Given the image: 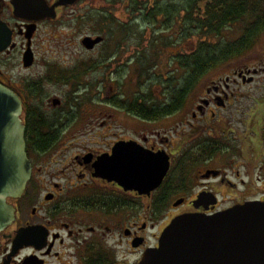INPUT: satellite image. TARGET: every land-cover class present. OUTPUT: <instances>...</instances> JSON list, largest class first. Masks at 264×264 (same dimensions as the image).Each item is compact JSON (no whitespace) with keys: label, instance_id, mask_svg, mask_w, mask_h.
<instances>
[{"label":"flooded vegetation","instance_id":"af4514ba","mask_svg":"<svg viewBox=\"0 0 264 264\" xmlns=\"http://www.w3.org/2000/svg\"><path fill=\"white\" fill-rule=\"evenodd\" d=\"M56 1L47 0L49 6ZM97 1L57 6L55 19L36 22L30 39L33 62L25 67V33L31 22L13 16L12 0H0V20L11 30L15 45L0 52L8 57L15 54V71L6 73L0 67V83L21 101L31 164L23 194L7 199L13 219L0 232V264H138L147 249L158 247L162 231L178 215H211L245 202H264V103L252 94L250 103H242L246 94L240 87L253 83L259 71L220 76L202 89L198 103L158 104L152 118L115 106L110 94L104 101L106 109H97L91 98L79 97L73 88L62 94L43 89L46 82H54L60 92V84H68L69 79L55 65L59 47L52 41L45 50L38 45L40 27L64 12L75 13L74 9L90 14L96 24ZM105 2L112 6L119 0ZM122 5L124 14L129 0ZM115 27L119 25L111 26ZM106 35L104 30L103 42L91 49L81 39L84 53H95ZM95 36L92 32L83 35ZM118 43L117 57L118 49L124 50ZM134 58L144 63L139 51L129 62ZM35 67L41 77L31 82L29 78H37L30 72ZM168 74L171 77L173 72ZM161 92L167 97L166 90ZM243 139L254 148L246 179L240 174L245 165L242 154L237 153ZM123 144H130L135 153L166 156L168 169L148 193L129 188V178L99 175L97 162L111 158L115 147ZM224 153L233 155L226 160ZM219 157L223 160L218 161ZM250 170L258 175L252 177ZM224 189L238 191L239 197L221 203Z\"/></svg>","mask_w":264,"mask_h":264},{"label":"water","instance_id":"95a60500","mask_svg":"<svg viewBox=\"0 0 264 264\" xmlns=\"http://www.w3.org/2000/svg\"><path fill=\"white\" fill-rule=\"evenodd\" d=\"M76 1L57 0L49 6L47 0H12L13 16L31 22L25 33V67L33 62L30 39L35 23L55 19L57 6ZM102 40L99 36L84 37L82 44L91 49ZM13 47L11 30L0 20V52ZM21 113L18 96L0 84V232L13 219L7 198L20 197L31 175ZM168 166L164 155H142L133 152L130 144H123L115 147L111 158H101L95 167L102 177L129 178V188L148 193L160 183ZM138 264H264V202H245L211 215L177 216L163 230L158 247L147 250Z\"/></svg>","mask_w":264,"mask_h":264},{"label":"rangeland","instance_id":"374dc122","mask_svg":"<svg viewBox=\"0 0 264 264\" xmlns=\"http://www.w3.org/2000/svg\"><path fill=\"white\" fill-rule=\"evenodd\" d=\"M142 1L147 2L148 0ZM123 2L124 0H119L116 4L109 6L105 0H98L96 2V11H98L96 24L90 21V14L85 13L83 10L74 9L75 13L64 12L53 23L40 27L36 38L38 45L40 44L41 49L45 50L50 45L48 42L52 41L54 46L59 47V54H54L59 56V59L55 61V65L61 71L63 77L69 79L68 84H60V92L57 91L59 85L54 82H48L49 84L46 82L43 89L47 92L53 90L54 93H61L73 88L79 97L91 98L92 106L97 109H106L104 102L106 94H110L117 100L123 98L124 100H131L134 95H142L141 92H145L146 95L144 96L146 98L158 103L166 101V95H162L161 91L165 88L164 84L170 77L168 73L173 72L175 81L176 77L182 74L172 57L176 56L178 51L186 48L188 44L184 42L179 46L172 41L176 40L178 27L172 31L159 33V22L152 26L143 24L141 18L137 19V13L131 14L129 10H124V14H122ZM147 3L151 5L153 0ZM104 13L115 17L114 24L119 25V28H112L111 35H108L106 42L99 46L95 53H84L80 40L85 33L92 32L98 34V36L104 34L105 26L99 22ZM81 17L86 19L83 21ZM237 34L238 31L234 27L228 30L224 36L230 39ZM117 42H120V46L124 47V50H121V47L118 49V57L115 55V49L118 48ZM137 47L139 50H137ZM123 51H126V53L123 54ZM138 51L144 59V63L138 64L135 58L133 62H129L132 56L137 55ZM14 59L15 54L10 57L0 55V67L5 69L6 73L12 74L15 71L12 63ZM155 67L156 70H154ZM254 68L259 71L256 76H253L254 82L249 85L241 84L240 86L243 89L242 92L246 94L242 96V103H250V94L258 96V103H264V33L259 37L255 46L241 58L223 63L208 72L200 81L198 88L191 93L186 104L198 103L203 96L202 89L211 87L212 81H216L218 77L235 75V71H246ZM146 70H148L150 79H148L146 85H143L145 79L142 77V89H139L137 88L139 71L146 72ZM30 72L31 75L37 76L38 67ZM153 72H155L154 76ZM39 77L41 76L38 75L37 78L32 77L29 79L33 82L40 80ZM170 123H167V125ZM132 124L133 122H130V125ZM253 150V145L248 139H243L241 146L237 149V153L242 154L241 159L245 163V165H241L240 170L241 177L244 179L247 178L245 173H248L249 153ZM231 155L233 154L224 153L226 160ZM222 160L223 157L218 158V161ZM251 173H253L252 177L258 175L253 171ZM232 192L230 193L227 189H224L220 196L224 201H221V203L224 204L239 197L238 191Z\"/></svg>","mask_w":264,"mask_h":264},{"label":"trees","instance_id":"16d2710c","mask_svg":"<svg viewBox=\"0 0 264 264\" xmlns=\"http://www.w3.org/2000/svg\"><path fill=\"white\" fill-rule=\"evenodd\" d=\"M147 2L129 0L130 13H137V19L141 18L143 24L154 26L159 22V33L178 27L176 40L172 41L179 46L186 42L188 46L172 57L182 74L176 77V81L172 75L164 84L165 102L146 98L145 92L134 95L131 100L114 99L115 106L138 117H154L158 104H185L208 72L241 58L264 33V0H153L151 5ZM115 21V17L106 13L100 17L99 22L107 33L105 39L111 35ZM234 27L238 34L230 39L225 37L226 32ZM142 77L145 79L143 85H146L150 79L148 70L139 71V89H142Z\"/></svg>","mask_w":264,"mask_h":264}]
</instances>
